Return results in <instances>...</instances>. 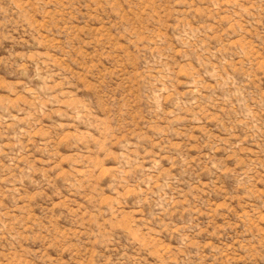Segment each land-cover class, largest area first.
Here are the masks:
<instances>
[{"label": "rangeland", "instance_id": "obj_1", "mask_svg": "<svg viewBox=\"0 0 264 264\" xmlns=\"http://www.w3.org/2000/svg\"><path fill=\"white\" fill-rule=\"evenodd\" d=\"M0 264H264V0H0Z\"/></svg>", "mask_w": 264, "mask_h": 264}]
</instances>
